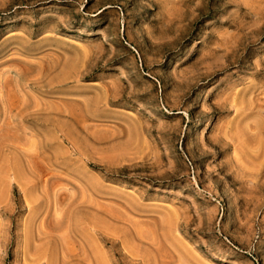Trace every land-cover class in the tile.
Masks as SVG:
<instances>
[{
  "label": "rangeland",
  "instance_id": "374dc122",
  "mask_svg": "<svg viewBox=\"0 0 264 264\" xmlns=\"http://www.w3.org/2000/svg\"><path fill=\"white\" fill-rule=\"evenodd\" d=\"M0 264H264V0H0Z\"/></svg>",
  "mask_w": 264,
  "mask_h": 264
}]
</instances>
